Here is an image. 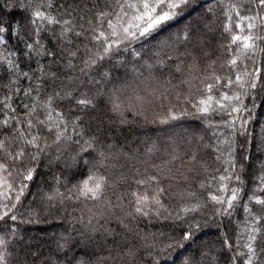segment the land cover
<instances>
[{
    "label": "trees",
    "instance_id": "trees-1",
    "mask_svg": "<svg viewBox=\"0 0 264 264\" xmlns=\"http://www.w3.org/2000/svg\"><path fill=\"white\" fill-rule=\"evenodd\" d=\"M25 2L33 8L43 3L42 10L56 19H73L76 31L88 29L87 20L94 22L97 12L112 11L115 7L114 0H52V7H47V0H0L5 5V18L21 20V9L13 11L11 17L7 12L14 5ZM193 3L198 7L167 32L155 39L133 41L110 59L83 73L79 70L83 67L82 60L88 58L86 50L92 48L86 31L83 37L69 34L67 40L59 42L71 51L79 49L77 57L72 58L74 67H68L65 60L53 63L51 58L43 55H33L31 60H25L23 54L15 72L5 71L0 65V102L9 97L7 103L23 122L27 110L22 105L31 107L35 101L37 111L32 117L35 124L37 117L46 119L49 109L43 105L48 97L60 93L63 98L54 99L51 107L64 113L68 134L72 137L54 142L55 134L37 125L35 131L46 137L51 147L40 158L39 178L29 182V189L18 205V220L0 222V236L8 240L7 264H70L74 256L84 264H148L151 256H155L158 264H182V257L192 258L193 264H246L244 245L251 231L249 225L255 216L264 217V205L257 204L254 199H264V182L259 179L264 177V90L258 86L249 91L247 85L244 88L238 85L224 87L225 78L234 79L235 73L241 71L228 64L238 45L231 44V35L224 27L228 23L227 16L231 15L232 32H239L238 17L231 6L235 4L241 15H253L255 0H193ZM260 14L264 16V10ZM256 23L258 26L253 31L264 36V27L259 26L258 21ZM40 28L43 31L38 38L46 48L55 51L50 35L53 31L58 35L60 26L45 23ZM181 31L189 32L190 38H177L176 34ZM257 43L264 47V43ZM252 60L261 65L264 78V52L258 51ZM244 63L250 65L251 61L246 59ZM38 65H42L46 73H55V77L37 80L34 73ZM22 72H27L33 79L26 80ZM104 72L112 74L110 82H104L102 87L91 83L101 81ZM217 76L221 78L220 86L214 87L211 94L219 98L224 91L230 96L238 92L247 110L231 115L227 114L231 108L209 115L196 110L197 101L208 95L205 86L216 84ZM37 84L40 85L38 93L33 92L31 97L23 95L25 90L35 88ZM113 88L122 90L118 93L122 106L130 107V111L124 113L128 123L113 122L119 119L107 106V94ZM89 91L96 107L81 111L75 99ZM232 103L241 106L236 101ZM137 112L142 115H134ZM171 114L179 119L160 122ZM12 115L6 105L0 104V122ZM77 117L83 118L82 122L77 120L78 131L84 133L83 139L98 140L91 156L81 153L74 144L80 137L71 131V122ZM17 126L15 121H10V126L0 124V139L4 136L12 138V129ZM262 143L263 151L258 149ZM98 152H103L104 158H100ZM190 153L197 154L196 161L190 160ZM82 157L89 161L87 165L82 162ZM16 163L20 165L19 161ZM93 172L108 179L109 186L101 201L73 197L61 204L58 199L46 200L47 195L57 191L71 195L69 190ZM228 174L240 175L239 182L234 179L225 182L229 188H239L240 193L231 215H224L220 214L221 206L210 199L209 193L223 195L218 178ZM152 175L159 176L160 186L169 189L170 194L162 197L167 211L161 210L160 217L139 218L134 225L129 224L126 213L132 210V194L145 189L135 181ZM201 183L204 188L200 187ZM147 187L151 189L154 185ZM196 205L199 207L195 211L182 212L183 208ZM246 209L252 214L249 215ZM177 214L184 219H177ZM165 216L169 218L165 219ZM89 219L91 226L98 229L91 238L85 228ZM30 220L38 222L29 223ZM194 222H199L202 227L190 247L179 252L175 249L165 251L164 246L170 242L167 238L178 236L181 227ZM9 224L15 236L10 234ZM125 224L133 231L129 232ZM256 226L260 228L254 242L258 259L254 258L253 264H264V251H261L264 220ZM77 231L85 233L77 247L70 252L67 245L57 247L58 243L64 242L62 236L67 237L69 233L75 236ZM225 241L232 247H227ZM129 249L134 250L132 257L125 255ZM241 252L245 255L240 256ZM229 257L233 258L231 262Z\"/></svg>",
    "mask_w": 264,
    "mask_h": 264
},
{
    "label": "snow or ice",
    "instance_id": "snow-or-ice-1",
    "mask_svg": "<svg viewBox=\"0 0 264 264\" xmlns=\"http://www.w3.org/2000/svg\"><path fill=\"white\" fill-rule=\"evenodd\" d=\"M115 7L112 11H100L95 14L94 22L93 20H87L89 25L88 29L85 31L88 33L90 42L92 43V48L86 50L87 59L82 60L83 67L79 70L81 73L85 72L86 69L97 66L101 61L110 59L113 54L121 51V49L131 44L133 41H140L142 38H157L162 33L167 32L173 25L179 23L180 20L184 19L192 11L198 7L197 4L193 3V0H114ZM251 2V0H250ZM255 9H253V15H241L240 9L233 4L231 10L235 11L238 17L237 28L240 29L239 32H232V24L234 23L231 15L227 16L228 23L224 27V31L231 35V44L238 45L236 53L228 61V64L233 67H239L241 71L235 73V78L227 77L225 78L224 87L231 88L233 85H238L240 88H244L247 85L249 91L256 89L258 86L261 90H264V78H262V67L260 64L252 60V56L259 52H264V47H260L257 41L264 43V36L257 35L253 30L257 28V21L259 26L264 27V16H262L261 10H264V0H255ZM45 7L43 3L33 5L30 3H21L14 5L13 8L7 12L8 17H11L12 12L17 9H21V20L6 19L5 5L0 3V65L4 66L5 71L11 69L13 72L19 68L18 59L23 54L25 60H31L32 56H45L52 59L53 63H59L61 60H65L68 67H74L72 63V58L77 57L79 49L76 51H71L66 47L59 44L61 39L67 40L68 35L72 34L75 37H83L85 31H76V24L73 19H56L55 17L49 15L46 11L42 10ZM47 7H52V0H47ZM31 9V11H29ZM28 13V15H24ZM84 20V17H81ZM58 25L61 30L57 35L53 31L50 35V39L53 41L52 47L56 50L53 51L44 46L41 39L38 38L39 33L43 31L40 28L41 24ZM83 28V25H80ZM248 31L245 33L244 30ZM177 38L183 37L184 39H189L190 34L187 31H181L176 34ZM171 38V37H170ZM68 43H71L69 40ZM230 47V46H229ZM140 56V53H136ZM250 60L251 64H245L244 60ZM239 61V64H238ZM179 71V69H177ZM135 73V69H132ZM41 73H44L42 76ZM26 80H32L33 77L29 76L27 72L21 73ZM34 76L37 80H46L47 77H55V73H46L42 65H38ZM220 77H215L216 84L208 83L205 86V91L208 93L204 98L197 101L196 110L203 114L209 115L217 110L227 111L231 108L227 114L238 113L242 110H247L242 105V97L238 92H234L231 96L227 91L220 93L219 98L214 97L211 93L214 87L220 86ZM112 80V74L104 72L101 74V81H91V83H96L103 86L104 82H110ZM40 85L37 84L35 88H28L23 92L25 97H31L33 92L39 91ZM122 90L113 88L107 94V106L109 110L119 117V124L128 123L126 117L124 116L125 111H130V107L125 108L122 106L121 96L118 94ZM99 92V88L97 89ZM248 93H244L247 95ZM66 96H70L71 93H65ZM81 98L75 99L76 105L81 111L84 109L95 108L94 96L89 93L79 94ZM104 95V93H100ZM57 98H63L60 93H56L55 96H49L44 107L49 110L46 114L45 120H40L36 118V123H33V114L37 111V104L35 101L32 103L31 107L28 104H23L22 107L27 111L24 113V120L21 122L20 117L14 115L15 109L12 108L7 101L9 97H5L0 104L6 105L9 110L13 113L11 117L5 118L0 124L3 126H10V121H15L17 127L12 129V138L4 136L0 139V222H16L18 220L17 211L18 205L22 203V197L29 189V182H33L38 179L37 169L40 166L39 161L41 156L46 155L48 148L51 147L47 143V138L40 135L38 131H35L37 125L45 127L48 132L55 134L54 142H60L72 139L69 135L68 122L64 120V113L58 112L51 107L52 101ZM232 101L241 103L240 107H237ZM227 102V103H226ZM104 103V101H101ZM185 113H182V115ZM134 115H142V113L137 112ZM82 117H77L71 123L73 125L71 131L76 133L80 138L74 141L79 148L81 153L86 156H91L93 151H96V144L98 140L83 139L84 133L78 131L80 124L77 120L82 122ZM169 119L176 120L179 119L178 116L171 114L166 119L161 120V123H167ZM231 126V125H230ZM95 141V142H94ZM15 145L13 148L12 145ZM103 152H98L100 158H104ZM190 160L196 161L197 154L190 153ZM17 161L20 165L17 166ZM84 164H88L87 159H83ZM235 169L236 165H232ZM215 179V177H214ZM220 191L223 195H216L209 193L210 199L217 205L221 206V213L224 215H231V210L234 208V202L238 200L240 189L239 188H229L226 181L234 179L239 182L241 177L239 174L235 175H221L219 178ZM262 182H264V177H260ZM138 185H144L145 189L142 192H134L133 200L130 201L132 210L126 213V218L129 220V224H135L139 218H151L153 215L155 217H160L162 211H167L165 204L162 202V197L170 194L169 189L160 186L161 180L157 175H152L144 179H138L135 181ZM148 185H154L149 189ZM109 186L108 179L98 174V172H93L87 176L86 179L82 180L79 185L73 186L69 192L71 195H64L57 191L53 195H47L46 200L51 202L59 200L62 204L65 199L76 200L81 198L85 200L101 201L104 197L106 190ZM201 188H204L203 183L200 184ZM31 195V193H29ZM194 195V193H192ZM227 197V198H225ZM257 204L264 205V199L254 197ZM55 206V205H53ZM199 205L192 208H183V213H189L195 211ZM251 215V210L246 209ZM168 219V216L164 217ZM177 219L183 220L182 215L177 214ZM195 221V217H193ZM264 217L255 216L253 221L250 223L249 227L251 229L248 235V242L244 245L247 249V259L246 264H253V259L257 257V249L254 247V242L257 239L256 234L260 232V228L257 227ZM29 223L38 221H28ZM121 223L123 221L121 220ZM92 225V220L89 219L85 228L87 229L89 238L91 234L98 231L95 226ZM91 226V227H89ZM129 232L133 231V228L129 227L128 224L124 225ZM9 232L12 236H15V231L12 225L9 224ZM199 222H194L191 224H186L180 228L178 236L168 237L169 243L165 245V251L169 249H175L177 252L185 250L190 247L191 243L194 242L197 232L201 228ZM139 235V233H136ZM85 233L83 231H77L76 235L69 233L67 237H61L64 241L63 243H58V248H64L68 246V251L70 252L73 248L77 247L81 241V238ZM225 245L229 248L232 245L225 241ZM7 247L8 240L3 236H0V264H7ZM264 251V247L261 248ZM126 256L132 257L134 255V250L129 249ZM240 256H244L245 253H239ZM233 258L229 257L231 262ZM182 264H193L192 258L182 257ZM70 264H84L82 260L78 257H73ZM148 264H158L155 256H151Z\"/></svg>",
    "mask_w": 264,
    "mask_h": 264
},
{
    "label": "rangeland",
    "instance_id": "rangeland-1",
    "mask_svg": "<svg viewBox=\"0 0 264 264\" xmlns=\"http://www.w3.org/2000/svg\"><path fill=\"white\" fill-rule=\"evenodd\" d=\"M195 48H196V47H195ZM195 48H194V49H195ZM195 50H197V49H195ZM135 78H136V81L138 82L137 75H136V77H135ZM171 131H173V132H174V134H176L177 136H179V135H180V132L174 131V129H173V130L171 129ZM260 135H261V134H260ZM262 145H263V143L258 145V149H259V150H261V151H263V146H262Z\"/></svg>",
    "mask_w": 264,
    "mask_h": 264
}]
</instances>
